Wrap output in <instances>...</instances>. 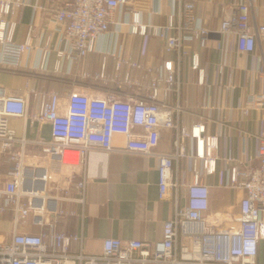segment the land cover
<instances>
[{"label": "built area", "instance_id": "obj_1", "mask_svg": "<svg viewBox=\"0 0 264 264\" xmlns=\"http://www.w3.org/2000/svg\"><path fill=\"white\" fill-rule=\"evenodd\" d=\"M168 2L165 19L157 22L151 15L160 11L152 7V0H0V66L18 68L22 57L35 51L32 67L47 71L53 52L54 72L101 85L69 91L63 111L55 89H41L29 81L16 91L0 85V154L7 164L0 183V218L9 211L11 222L7 237L0 232V264H264L257 259L264 239V136L259 137L255 161L222 156L228 184L242 192L237 214L227 219L207 215L210 187L202 174L215 170L219 137L208 133L203 121L183 125L177 114L182 110L181 56L190 54L197 83L204 85V69L192 43L204 39L210 28L196 12L194 0ZM251 5V0L228 2L219 21V32L234 35L242 53L264 44V23L250 22ZM25 6L46 14L50 28L37 42L32 23L24 38L16 39L18 11ZM124 28L158 38L164 52L176 53V58L153 66L108 47V38ZM90 52L103 54L99 69L72 72ZM107 56L112 60L110 73ZM223 71L224 66L217 65L219 81ZM225 86L233 87L230 81ZM162 92L171 93L173 102L160 98ZM256 107H264V91L248 93L241 111L246 114ZM12 117L50 123V137L30 140L18 135L10 124ZM162 127L174 130L173 151L156 150ZM115 135L123 136L122 146L114 145ZM92 148L156 157L158 197L164 199L172 191L173 206L162 223L160 240L105 237L99 253H87L81 233L57 228L67 214L84 216L85 155ZM187 155L193 159L191 179L179 167ZM181 187L186 190L183 203ZM28 225L38 230H25Z\"/></svg>", "mask_w": 264, "mask_h": 264}, {"label": "crops", "instance_id": "obj_2", "mask_svg": "<svg viewBox=\"0 0 264 264\" xmlns=\"http://www.w3.org/2000/svg\"><path fill=\"white\" fill-rule=\"evenodd\" d=\"M194 1L196 12L210 28L204 39L192 43V51L198 53L204 69L205 84L197 83V72L190 66V54L182 55V90L179 100L182 110L177 115L187 127L203 121L206 131L219 137V158L216 160L215 170L210 174L203 173L202 178L210 187L209 208L206 214L227 219L237 214V202L242 192L228 184L227 165L222 156L229 153L234 157L255 161L259 137L264 136V107H256L246 114L241 111L243 99L248 93L264 91V44L258 43L254 51L242 53L236 47L234 35L219 32L223 7L228 2L240 0ZM251 1L250 22L264 23V7L261 6V0ZM152 7L160 12L152 14L151 19L162 22L170 5L168 0H152ZM45 15L42 11H33L30 6L20 9L16 39L22 40L27 25L32 23L33 40L39 41L40 36L50 28ZM102 41L100 38L98 45ZM107 46L153 66L162 63L166 58H176V53L164 52L162 41L158 38L134 35L125 28L118 36L111 35ZM102 56L100 52H90L80 63L73 66L72 72L76 68L94 72L99 69ZM35 57L36 52L32 51L22 57V65L18 68L0 66V85L16 91L25 81H29L41 89H55L60 95L62 111L69 91L94 90L101 86L90 78L83 79L72 73L54 72L53 52L48 57L47 71L32 67ZM219 64L224 66L221 81L217 73ZM106 71H112V60L108 56ZM228 81L232 83V88L225 86ZM160 98L169 102L174 100L173 95L168 92H162ZM9 121L18 135L24 134L30 140L50 137L51 125L48 122L24 121L18 117H12ZM173 135V129L162 127L156 150L173 151ZM113 142L120 147L124 138L115 135ZM34 158L31 153L28 155V160ZM192 160L191 155H187L181 159L179 165L180 169L186 170L188 179H191L192 175ZM197 164L203 172L201 161L198 160ZM6 169L5 156L0 154V183L6 178ZM84 177V216L82 218L80 215L67 214L58 220V229L81 233L82 245L87 253H99L105 237L138 238L150 242L160 240L162 223L172 213V191L164 199L158 197L157 159L154 155L92 148L85 155ZM185 194V188L181 187V203L184 202ZM68 207L79 209L74 204ZM10 230V212L6 211L0 218L2 237H7ZM25 230L36 232L38 229L28 225ZM257 259L264 261V239L259 242Z\"/></svg>", "mask_w": 264, "mask_h": 264}]
</instances>
